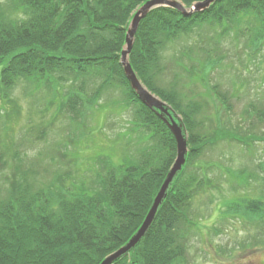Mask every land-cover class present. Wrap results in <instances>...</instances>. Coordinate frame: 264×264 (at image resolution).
Wrapping results in <instances>:
<instances>
[{"label":"trees","instance_id":"obj_1","mask_svg":"<svg viewBox=\"0 0 264 264\" xmlns=\"http://www.w3.org/2000/svg\"><path fill=\"white\" fill-rule=\"evenodd\" d=\"M6 1L10 13L8 7L0 9V111L18 101L16 87L23 82L32 91H50L52 103L60 100L63 112L81 116L83 124L86 112L98 107L107 91H116L133 108L128 139L138 133L137 145L143 147L137 158L129 150L123 164L105 160L90 182H76L69 171L50 183L30 176L33 171L18 150L9 155L0 149V264H101L142 226L177 155L173 133L137 98L120 62L133 16L149 0ZM178 1L190 7L202 0ZM223 39L239 42L232 58L248 68L242 56L252 60L264 47V0H216L189 17L160 7L140 22L130 63L141 82L181 117L189 152L146 235L113 264L184 263L187 237L197 223L189 216L192 200L201 184L212 181L202 168L203 175L198 168L188 172L190 165L196 167L221 141L240 143L250 152L263 140L235 132L234 125L229 129L222 118L242 93L218 83L219 72L232 60ZM199 40L203 46L198 47ZM170 44L178 55L167 52ZM231 67L237 70L231 76L245 74ZM244 112L264 122L257 100ZM237 122L244 132L241 122L248 121L241 117ZM7 155L14 161L12 175L2 171L11 166ZM257 165L261 176L241 169L233 175L236 184L255 178L264 185V161ZM227 207L225 215L264 220L263 199L244 197Z\"/></svg>","mask_w":264,"mask_h":264},{"label":"rangeland","instance_id":"obj_2","mask_svg":"<svg viewBox=\"0 0 264 264\" xmlns=\"http://www.w3.org/2000/svg\"><path fill=\"white\" fill-rule=\"evenodd\" d=\"M7 4L6 0H0V9L8 7L9 14L11 9ZM223 40L226 42L223 43L224 48L230 51L232 58L233 49L239 46V42L231 44V41ZM197 45L203 46L204 40H199ZM240 50L243 47L240 46ZM169 51L176 53L173 44L167 48ZM242 58L248 68H243L237 57L233 56L228 62L231 65L225 66L223 72L218 74V83L223 84V90H242L239 98L231 100L234 110L223 113L222 118L228 128L234 125L235 132L243 135L249 132L264 140V122L256 115L248 114L250 118H247L244 112L253 99L257 100L259 107H264V47L256 58L248 60L246 55ZM231 66H238L239 72L242 70L245 74L239 78L231 76L237 71ZM245 69H249L252 74L249 75L250 72L247 73ZM240 83L247 85L242 89L237 86ZM248 89L250 93H246ZM50 94V91H32L31 87L20 82L15 91L18 101L9 111H0V149H7L9 155L14 150L23 154L26 158L25 167L33 171L30 176L50 183L60 172L73 171L76 182L83 179L90 182L102 170L105 160H111L116 165L123 164L129 156V150L131 156L137 158L143 143L138 142L137 145L138 133L134 134L133 140L128 139L133 108L126 106L128 102L123 94L107 91L99 106L86 112L83 124L81 116L74 119L68 111L63 112L60 100L53 104V94ZM241 117L248 121L241 122L244 132L237 127ZM41 130L47 132L45 138L41 137ZM263 140L257 141L250 152L240 143L221 141L195 162L196 167L190 165L188 172L193 173L198 168L200 175L204 172L212 181L201 184L192 200L189 216L197 223L187 237L186 258L182 264H264V220L252 221L225 215L228 203L240 202L244 197L264 200L261 180L252 178L249 184L238 186L233 179L234 173L241 169L262 175L257 164L264 161ZM8 157L11 166L2 171L12 175L14 161ZM52 157H55L56 162L52 161ZM209 164L216 165L210 167ZM203 166L207 169H203Z\"/></svg>","mask_w":264,"mask_h":264},{"label":"water","instance_id":"obj_3","mask_svg":"<svg viewBox=\"0 0 264 264\" xmlns=\"http://www.w3.org/2000/svg\"><path fill=\"white\" fill-rule=\"evenodd\" d=\"M215 2L216 0H202L193 3L191 7H186L178 0H149L141 6L133 16L127 32L126 46L122 52L120 62L137 98L144 105L153 110L167 124L168 128L173 133L177 144V155L174 164L164 180L158 194L156 195L142 226L124 246L107 256L101 264H113L122 256L128 255L131 250L135 248L136 245L143 239L151 227L160 206L167 197L171 185L185 166L189 152L188 134L181 117L176 113L171 105L152 93L141 82L130 63L129 55L134 46L135 36L140 22L149 12L160 7L175 8L184 16L189 17L196 12H203L209 9Z\"/></svg>","mask_w":264,"mask_h":264}]
</instances>
